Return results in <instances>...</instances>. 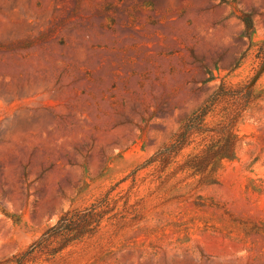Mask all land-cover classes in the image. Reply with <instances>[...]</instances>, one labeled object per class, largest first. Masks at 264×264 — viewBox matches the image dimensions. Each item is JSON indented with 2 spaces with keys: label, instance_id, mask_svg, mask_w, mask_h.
Returning <instances> with one entry per match:
<instances>
[{
  "label": "rangeland",
  "instance_id": "rangeland-1",
  "mask_svg": "<svg viewBox=\"0 0 264 264\" xmlns=\"http://www.w3.org/2000/svg\"><path fill=\"white\" fill-rule=\"evenodd\" d=\"M0 264H264V0H0Z\"/></svg>",
  "mask_w": 264,
  "mask_h": 264
},
{
  "label": "trees",
  "instance_id": "trees-1",
  "mask_svg": "<svg viewBox=\"0 0 264 264\" xmlns=\"http://www.w3.org/2000/svg\"><path fill=\"white\" fill-rule=\"evenodd\" d=\"M223 87V86H222ZM221 87V88H222ZM222 90V89H221ZM226 91H223V95H224V93H225ZM221 94V95H222ZM220 96V95H219ZM212 98H214V97H212ZM213 101V99H209V100H207L201 107H199L198 109H197V111L195 112V115H194V118H191V119H189V120H192V119H194V120H196V119H198L199 120V118H201V119H204V117L206 116V114L209 112V110L211 109V105H212V102ZM246 106L247 105H244V107L242 106V107H240L231 117H229V122H226V125L225 126H229L231 123H234V122H236V120L241 116V114L245 111V109H246ZM231 126V125H230ZM226 131H228L227 129L225 130L224 129V131L222 132L223 133V135L225 134V132ZM225 136V142H224V144L229 140V135L227 134V135H224ZM184 145V137H183V134L182 133H176L174 136H173V138H172V141H171V143L166 147V149L165 150H167L168 151V153H173V152H176V151H178L182 146ZM214 145L215 144H212L211 143V145H209V146H207V150L208 149H212L213 147H214ZM222 146V145H221ZM221 146L220 147H218V148H216L215 150H214V152H218V150L221 148ZM62 221H64V222H62ZM60 222H62V224L58 227V228H60L58 231H60L61 232V234H49V236L47 237V238H50V237H54V236H56V235H58L59 237H65V236H67V235H71V234H65V233H68V232H75V231H79L78 230V228H74L73 226L74 225H76L75 223V221H74V218H73V216H72V214H70L69 212H66L60 219H59V223L58 224H60ZM57 224V225H58ZM54 227H51V228H49V230L51 231L52 229H53ZM73 236H70V239H75L76 238V236L77 235H79V234H72ZM43 237H44V235H43ZM68 237V236H67Z\"/></svg>",
  "mask_w": 264,
  "mask_h": 264
}]
</instances>
